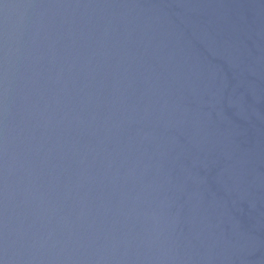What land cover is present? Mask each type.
Instances as JSON below:
<instances>
[{
	"label": "water",
	"instance_id": "1",
	"mask_svg": "<svg viewBox=\"0 0 264 264\" xmlns=\"http://www.w3.org/2000/svg\"><path fill=\"white\" fill-rule=\"evenodd\" d=\"M0 264H264V0H0Z\"/></svg>",
	"mask_w": 264,
	"mask_h": 264
}]
</instances>
